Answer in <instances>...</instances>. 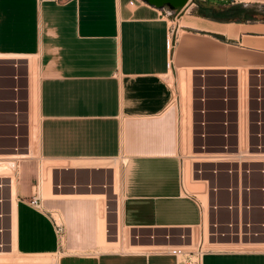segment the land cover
Instances as JSON below:
<instances>
[{
	"label": "crops",
	"instance_id": "obj_1",
	"mask_svg": "<svg viewBox=\"0 0 264 264\" xmlns=\"http://www.w3.org/2000/svg\"><path fill=\"white\" fill-rule=\"evenodd\" d=\"M215 4L164 6L169 14L139 0H0V54L26 57L23 63L0 60L1 154L14 152L16 144L30 153L29 59L38 73V149L16 161L14 220L3 216L12 204L0 186V224L5 219L10 230L1 250H11L14 229L20 255L55 254L57 264H176L173 248L188 242L181 234H194L203 217L179 178L175 125L166 115L171 62L202 69L196 76L203 80L218 77L219 89L239 63L264 71V20L219 22L208 15ZM35 157L49 163L45 177L41 166L40 181L55 196L46 198L51 208L30 204L33 197L43 200ZM120 157L121 199L113 191ZM104 195L115 202L107 214L99 202ZM50 209L61 213L63 240ZM117 224L139 249L115 247L127 239ZM105 231L116 235L106 242L112 250L98 247ZM201 264H264V249L209 248Z\"/></svg>",
	"mask_w": 264,
	"mask_h": 264
},
{
	"label": "rangeland",
	"instance_id": "obj_2",
	"mask_svg": "<svg viewBox=\"0 0 264 264\" xmlns=\"http://www.w3.org/2000/svg\"><path fill=\"white\" fill-rule=\"evenodd\" d=\"M209 1L215 2L216 4H222L224 2L223 0H209ZM247 7H255L257 11L260 13L258 14L259 16L257 17L258 18L257 20H264V0H249V2L247 3ZM173 47H174V43H173ZM238 53L239 52L236 49H233L234 57L238 58L239 57ZM174 63L175 62L173 60V62H171L172 68L168 73V80L172 88V98L166 110V115L169 119H171L174 122L175 125V133H176L175 152L179 159V168L182 173L183 188L187 193L195 195L197 199L203 203L204 211L206 212V207H207L206 196H204L206 195L205 192L207 190L206 181L201 182L203 186H201L202 188L200 189V191L198 189L196 190L193 187L195 183L199 184V182H195V180H197L199 176L194 173V171L197 170L199 167L203 170L205 169V171L209 167H215L217 170H220L217 171L218 173L217 177L220 178L222 181H226V179L229 178L228 175H230V173L227 172L229 168L233 169V171H235V173L239 175V171L241 170V167H244L242 168L243 170H249V175H251L250 176L251 181L262 182L264 179L262 175L256 172V169L259 168L262 169V167H264V71L257 72V70H261V69L259 68L255 69V67L253 66H248L245 63L243 64L239 63L237 65L238 70L236 71V73H234L235 71L232 70V73L234 75L232 73H231L232 75L230 76L229 74H226L228 75L226 77L228 81L225 83L224 85L225 87L223 89H219L218 77H214V78L206 77V79L203 80L202 78L196 76L198 72L202 71V69L200 71V69L184 68ZM180 69H184L185 74L180 72L179 71ZM238 72L240 73L239 77H241L240 79V82L242 81L241 83L239 82L238 77L236 75ZM241 72L244 73L242 74ZM256 72L260 75V77L256 76L257 75ZM182 74L186 75L185 77L187 76L189 77L185 78ZM178 75H180L179 78ZM243 76H245V78ZM181 79L183 80L182 82H184L185 85H182L183 83L181 82ZM237 86L239 88V91L241 92L240 99L244 97L241 99V101L239 99L241 104V105L239 104V108L237 106L238 95H239ZM200 98L202 100H200ZM241 106H243V108ZM237 108H238V113H237ZM202 110L204 111L203 114H202ZM241 110H243V112ZM238 116L239 118H241V130L240 127H238L239 125L237 121ZM32 120H34L33 114L31 115V121ZM197 122H204V125L203 123H200L199 125L197 124ZM224 122H226V124H223ZM239 130H240V135L241 133L242 136L243 134L245 135L242 138L247 140L242 139L241 145L238 148L237 133L239 132ZM23 148H26L25 144H23ZM228 155H231L229 157L231 159H235L236 161L234 160L233 162H225L222 160L220 161L218 160V159H225L226 157H228ZM2 157L4 158V156ZM2 157H0L1 160L6 159V158L3 159ZM29 158L30 157H21L18 158L17 160H26ZM214 160H218V161H214ZM116 161L118 163V169L120 173V187L118 182L117 183L113 182V191L117 192L115 197L117 196V198L121 199V195H122L121 167L124 163V159L120 157L117 158ZM238 161L240 164L239 166H238ZM44 162L45 161L42 160L41 158L35 157V165H37V168L39 170L38 173L39 181L41 180V166L42 163ZM101 162H104L103 163L104 165L111 164V160H106ZM9 165H11L12 167L11 170L9 169V167H6L7 169H9L7 170L9 172H7L6 169L5 170L2 169L3 171L0 170V174L4 173L8 175L9 173V176H12L11 178L12 179L14 178L15 181L16 169L14 167L16 166V163L15 164L10 163ZM237 167L239 168V170H237L238 169ZM4 171H6L7 173ZM207 174L209 173L205 172L204 176L207 178L213 177L212 175L208 177ZM40 192H41V198L43 199L41 202L42 207L51 208L49 206V202L46 201V198H53L55 196H52L51 194L48 195L46 194L45 188H43L41 181H40ZM99 198H101L99 202L100 205H102L103 207L104 214H107L108 211H111V207L115 205V202L111 200L110 196L106 197V195H104V196H99ZM99 202H98V206H99ZM3 220H4L3 221L4 222L3 225H4L5 219ZM109 227L111 228L110 230H112L114 225H109ZM204 228L206 229V227ZM117 229H118V233L120 234V237H124V235L126 234L128 244L129 243L133 244L132 240H130L128 236V232L126 229H123L120 226V224H117ZM201 229H202L201 225L195 226L193 236L197 237V234H199V231H201ZM115 237L116 235L114 232L105 231L104 234L105 242L103 243L100 240L98 241L99 249L112 250L111 248L107 247L106 242L107 240L115 241ZM253 241L255 242H250V243L259 242L261 241V239L255 238L253 239ZM241 245L238 247L235 246L233 248L239 250L264 249V248H258L263 246H256V247L250 246L251 248L250 247L247 248V246L245 245L241 246ZM119 246L121 245L119 244L115 245V247L124 248L123 250L127 249L126 247L123 246L119 247ZM205 248L224 249V247L212 246L211 244H208V242L205 243ZM1 251L7 253L10 252L9 249L6 251L3 250ZM17 257L22 258V260H26L28 258L31 260L34 259L37 260L38 262L40 261L39 263L43 262L47 264H53V261L57 260L56 259L57 255L55 254H45L38 256L28 255L27 257L25 255H23V257L22 255H19Z\"/></svg>",
	"mask_w": 264,
	"mask_h": 264
},
{
	"label": "built area",
	"instance_id": "obj_3",
	"mask_svg": "<svg viewBox=\"0 0 264 264\" xmlns=\"http://www.w3.org/2000/svg\"><path fill=\"white\" fill-rule=\"evenodd\" d=\"M139 1L146 3L144 0ZM196 1L198 0H188L182 8L187 4H196ZM223 1H228L231 4L240 3L242 5H247L249 2V0ZM160 8L166 10L165 13H172V10L170 9H165V7ZM176 18L177 15L174 16V21ZM173 32L174 26L173 24H170L169 33L171 34ZM170 37L172 36H169L167 40L169 50L173 45V39ZM14 78L17 79L18 75L14 76ZM13 89L17 92L19 86L17 85L13 87ZM18 101H20L18 97L14 99L15 103ZM203 113L204 111L202 110V114ZM14 114L18 115L19 111H14ZM201 123L204 125V122ZM18 124L19 123L17 122L16 125ZM197 124L200 125V122H197ZM223 124H226V122ZM16 138H18V135H16ZM23 150L26 149L23 148V145L21 144H17L13 147L14 152ZM242 168L244 167H241L239 175L236 174L233 169L229 168L227 172L230 173V175H228L229 178L226 179V181H222L217 177V171L220 170H217L215 167H209L206 171L205 169H197L194 171V173L199 176L197 180L206 181L207 224L205 229L202 219L199 226L201 225L203 230L201 229V231H199L197 237H193L191 229L189 233L181 234V238L188 242L185 246L182 245L180 248H173L177 258L176 264H201L202 255L207 249H209L205 248L206 242H208V244H244L246 242H255L253 241L255 238H260L261 241L259 242L261 243L264 242V179L262 182L251 181L249 170H243ZM204 171L209 173L207 174L208 177L210 175L213 177H205ZM256 172L264 178V167H262V169H256ZM179 178L181 185L183 186L180 169ZM2 184L4 183L0 182V185ZM60 186L61 183L55 184L56 188H60ZM2 198L3 197L0 196V202L2 201ZM197 202L203 217L204 205L198 199ZM30 204L35 208L44 209L39 197H33L30 200ZM46 212L51 218L56 236L60 240H63L65 226L63 219L61 218V213L56 209L46 210ZM0 215H2L1 211ZM8 232H10L9 228L0 224V248L7 246L8 243L7 241H2V236Z\"/></svg>",
	"mask_w": 264,
	"mask_h": 264
},
{
	"label": "bare ground",
	"instance_id": "obj_4",
	"mask_svg": "<svg viewBox=\"0 0 264 264\" xmlns=\"http://www.w3.org/2000/svg\"><path fill=\"white\" fill-rule=\"evenodd\" d=\"M14 59V60H16V61H20L21 63H23V62H25L26 61V57H24V56H19V57H16V56H9V55H2V54H0V60H4V59ZM29 58H31V57H29ZM4 62V61H3ZM9 62V61H8ZM28 63V62H27ZM34 63V62H33ZM25 64V63H24ZM35 64V63H34ZM34 64H32V62H31V59H29V63H28V65L27 66H29L28 67V73H29V79H30V96H31V99H30V113H31V110L33 109V115H34V120H32L31 121V115H30V139H29V141H30V143H29V141H28V145H29V148H30V153H27V151L28 150H24V151H17V152H10V153H6L5 152V154H0V157H2V156H4V158H6V159H9V160H6V159H4L3 157V159L4 160H1L0 159V170L1 171H3V170H5L6 169V171L7 170H11V165H9L10 163H16V160L18 159V158H21V157H25L27 154H34V152L36 153L37 152V144H38V135H37V131H38V113H37V80H38V73H37V69H36V64L34 65ZM35 66V73H34V71H33V66ZM186 70V69H185ZM241 70V69H240ZM180 72H182V73H184V69H180L179 70ZM189 72V71H188ZM245 72V71H244ZM243 72V73H244ZM200 73V72H199ZM202 73V72H201ZM201 73H200V77H202V75H201ZM208 73V72H207ZM242 73V72H241ZM242 73V74H243ZM178 74H179V72H178ZM185 74V73H184ZM198 74V73H197ZM231 74V73H230ZM229 74V75H230ZM233 74V73H232ZM231 74V75H232ZM256 74V73H255ZM183 75V74H182ZM181 75V76H182ZM237 77H238V80H239V82H240V79H241V77H239V75H240V73L238 72L237 74ZM179 76L180 75H178V78H179ZM184 77L186 76V75H183ZM209 76V75H208ZM256 76H258V77H260V75L257 73V75ZM187 77H189V76H187ZM187 77H185V78H187ZM244 78H245V76H243ZM182 78V77H181ZM184 78V79H185ZM187 80V79H186ZM183 80L181 79V82H182ZM189 81V80H188ZM246 81V80H245ZM242 82V81H241ZM240 82V83H241ZM244 82V81H243ZM183 84L182 85H185L184 84V82H182ZM188 84V83H187ZM186 84V85H187ZM239 84V83H238ZM243 84H245V83H243ZM237 85V84H236ZM239 86V85H238ZM238 86H237V88H238ZM241 86V85H240ZM200 88H202V87H200ZM258 88V87H257ZM245 89V88H244ZM244 92V91H243ZM245 93H246V91H245ZM244 93V94H245ZM238 108H239V104H240V101H241V99L242 98H244V97H242L241 99H240V97H241V92L239 91V88H238ZM246 96V95H245ZM239 99H240V101H239ZM200 100H202L201 98H200ZM245 100V99H244ZM243 100V101H244ZM241 105V104H240ZM243 105H244V103H243ZM242 108H243V106H241ZM238 108H237V113H238ZM242 108H240V109H242ZM245 108V107H244ZM246 109V108H245ZM244 110V109H243ZM243 110H241L242 112H243ZM187 111V110H186ZM188 112V111H187ZM225 112V111H224ZM241 112V113H242ZM244 114V113H243ZM239 115V114H238ZM245 116V115H244ZM244 120V119H243ZM238 127H240V130H241V118H239V116H238ZM201 123V122H200ZM25 124V123H24ZM244 125V124H243ZM240 130H239V132L237 133L238 134V148L240 147V145H241V142H242V139H244V138H242L243 136H245L244 134H243V136H242V133H241V135H240ZM244 140H247V139H244ZM246 144V143H245ZM17 145V144H16ZM15 146V145H14ZM243 147V146H242ZM26 148H27V146H26ZM25 148V149H26ZM33 154H32V156H33ZM222 156V155H221ZM229 156H231V155H228V157H226L225 159H218L219 161L220 160H222V161H225V162H233L235 159H231ZM236 156V155H235ZM204 160V159H203ZM207 160V159H206ZM218 160H214V161H218ZM236 161V160H235ZM199 162V161H198ZM201 162H203V161H201ZM237 163V162H236ZM17 164V163H16ZM240 164H239V161H238V166H239ZM6 167H9V169H7ZM15 169H16V166L14 167ZM238 168V167H237ZM3 169V170H2ZM198 169H201L200 167L198 168ZM48 170H49V163H47V161L45 162V163H43L42 164V171H43V177H45V174H46V172H48ZM237 170H239V168L237 169ZM6 171H4V172H6ZM7 172H9V171H7ZM6 172V173H7ZM11 172V171H10ZM3 173V172H2ZM11 175V174H10ZM12 176H9V173H8V175H6V174H0V182H3L4 184H2V185H0V186H2L4 189H7V194H8V197L10 196V198H8V202H9V200H11V202H10V204H12L11 205V209H9L10 208V206H7L8 207V212H7V218H10L11 217V219L12 220H14V217H15V212H14V206H15V202H14V196H15V181H14V178L12 179L11 178ZM42 178V177H41ZM118 178V177H117ZM118 180V179H117ZM197 182V181H196ZM199 182V181H198ZM6 183V184H5ZM120 185V184H119ZM205 185V184H204ZM201 186H203V185H199L198 183H195L194 184V188L197 190H199L200 191V189L202 188ZM192 187V186H191ZM197 187V188H196ZM194 189V190H195ZM204 191V190H203ZM116 193V192H115ZM203 193V192H202ZM206 193V192H205ZM6 196V195H5ZM204 196H206V195H204ZM7 200V199H6ZM206 206V205H205ZM12 207H13V210H12ZM100 207V206H99ZM13 211V213L11 212V211ZM100 211V210H99ZM117 211V210H116ZM12 213V214H11ZM3 216H6L5 215V213H4V215ZM104 219V218H103ZM206 220H207V210H206V212L205 211H203V223H204V227H206V224H207V222H206ZM4 221V220H3ZM9 221V220H8ZM12 222V221H11ZM4 223V222H3ZM5 225V224H4ZM6 226V225H5ZM8 227H9V224H8ZM13 230V236H12V239H13V242L15 243V241H14V237H15V235H14V229H12ZM189 232H190V229L188 230ZM104 232V231H103ZM189 232H185L184 234H186V233H189ZM194 232V231H193ZM118 235H120V234H118ZM126 235V234H125ZM194 235V234H193ZM194 237V236H193ZM9 238V237H8ZM122 238V237H121ZM123 239V238H122ZM121 239V240H122ZM2 241H3V239H2ZM13 242H11V246H12V248H11V250H10V252H2L1 250H0V264H45V263H39L37 260H34V259H26V260H22V258H18L17 256H19L20 254L16 251V248L15 247H13V245H15ZM122 243L120 244V242H119V244L121 245V246H123V247H126L127 249H125V250H129V249H131V250H136V249H139L140 247H134V246H131V245H129L127 242V239L126 238H124L123 239V241H121ZM108 244H109V242H108ZM126 245V246H125ZM212 246H220V247H224V248H233V247H238V246H240L241 245V243H238V244H211ZM233 245V246H232ZM242 245H245V246H247V248L248 247H250V246H263V247H258V248H264V242H262V243H248V242H246V243H244V244H242ZM241 245V246H242ZM121 246H119V247H121ZM245 246H243V247H245ZM5 248V247H4ZM251 248V247H250ZM1 249V248H0ZM10 249V248H9ZM120 249V248H119ZM4 251V250H3ZM6 251V250H5ZM26 257L28 256V255H25ZM30 256V255H29ZM22 257H23V255H22ZM50 263V262H49ZM53 264H57V260L56 261H53Z\"/></svg>",
	"mask_w": 264,
	"mask_h": 264
},
{
	"label": "trees",
	"instance_id": "obj_5",
	"mask_svg": "<svg viewBox=\"0 0 264 264\" xmlns=\"http://www.w3.org/2000/svg\"><path fill=\"white\" fill-rule=\"evenodd\" d=\"M260 14L255 7L236 4H215L209 7V16L219 22H244L246 20H257Z\"/></svg>",
	"mask_w": 264,
	"mask_h": 264
},
{
	"label": "water",
	"instance_id": "obj_6",
	"mask_svg": "<svg viewBox=\"0 0 264 264\" xmlns=\"http://www.w3.org/2000/svg\"><path fill=\"white\" fill-rule=\"evenodd\" d=\"M146 3L157 8L168 6L171 8H181L188 0H144Z\"/></svg>",
	"mask_w": 264,
	"mask_h": 264
}]
</instances>
